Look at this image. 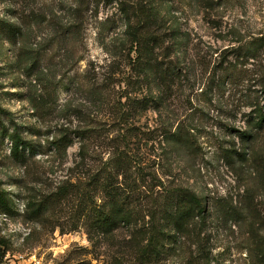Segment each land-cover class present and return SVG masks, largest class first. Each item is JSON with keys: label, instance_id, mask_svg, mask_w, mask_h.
Masks as SVG:
<instances>
[{"label": "rangeland", "instance_id": "obj_1", "mask_svg": "<svg viewBox=\"0 0 264 264\" xmlns=\"http://www.w3.org/2000/svg\"><path fill=\"white\" fill-rule=\"evenodd\" d=\"M262 110L264 0H0L3 262L264 264Z\"/></svg>", "mask_w": 264, "mask_h": 264}, {"label": "trees", "instance_id": "obj_2", "mask_svg": "<svg viewBox=\"0 0 264 264\" xmlns=\"http://www.w3.org/2000/svg\"><path fill=\"white\" fill-rule=\"evenodd\" d=\"M258 122H259L258 123L259 125H262L264 123V110H262ZM19 145H20L19 140H15V144H14V151L15 152H18ZM176 190H179L182 193L186 192L185 200L189 204V208L187 209L185 215H190L191 213L193 214V211L196 207H199L201 209V211H203L202 206H201L202 205V199L195 192L189 191V189H187V188H176ZM0 192H1L0 204L3 203L5 210H10V205L8 203V199H4V197H2V194L4 193V191H0ZM174 214L179 215L180 213H178V211H176ZM127 216H128V214H125L123 217L124 221H126V222H128ZM181 216H182V214H181ZM2 256H3V253L1 252V249H0V264H7V263L3 262Z\"/></svg>", "mask_w": 264, "mask_h": 264}]
</instances>
